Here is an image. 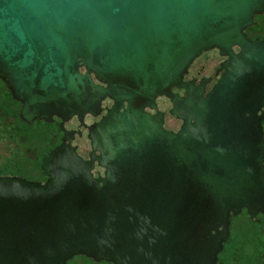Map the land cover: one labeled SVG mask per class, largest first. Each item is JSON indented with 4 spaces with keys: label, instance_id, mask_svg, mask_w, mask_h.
<instances>
[{
    "label": "water",
    "instance_id": "obj_1",
    "mask_svg": "<svg viewBox=\"0 0 264 264\" xmlns=\"http://www.w3.org/2000/svg\"><path fill=\"white\" fill-rule=\"evenodd\" d=\"M263 13L264 0H0V79L21 121L59 118L63 133L43 182L0 176V264H219L231 218L264 216V39L246 35ZM210 49L225 59L206 92L183 77Z\"/></svg>",
    "mask_w": 264,
    "mask_h": 264
},
{
    "label": "rangeland",
    "instance_id": "obj_2",
    "mask_svg": "<svg viewBox=\"0 0 264 264\" xmlns=\"http://www.w3.org/2000/svg\"><path fill=\"white\" fill-rule=\"evenodd\" d=\"M255 21L257 24L249 30V34L264 38V13ZM159 107L167 111L171 105L169 101L160 99ZM19 108L20 105L0 83V176L19 175L28 180L41 181L45 176L40 163L55 143L51 137L52 129L39 123L26 128L18 122ZM171 122L172 118L168 115V126ZM262 125L264 130V121ZM248 218L246 213L231 218L229 238L218 255L221 264H264V216L260 217L262 225ZM100 263L76 256L66 264Z\"/></svg>",
    "mask_w": 264,
    "mask_h": 264
},
{
    "label": "flooded vegetation",
    "instance_id": "obj_3",
    "mask_svg": "<svg viewBox=\"0 0 264 264\" xmlns=\"http://www.w3.org/2000/svg\"><path fill=\"white\" fill-rule=\"evenodd\" d=\"M256 17L257 16H255L254 21H255ZM256 24H257V22L255 21V25L252 26V27H255ZM249 28H251V27H249ZM249 28L246 29V35H247L248 38H250V39H255V38L264 39L262 37H253V36H251L249 34ZM235 51H236V49H235ZM224 59L225 58L221 57L216 49H210L208 51H203L190 64L186 74H184L183 80L186 81V82L194 81V84L198 85L201 80L205 79L206 80L205 91L206 92L209 91L210 88L213 86V84L217 81L219 75L222 72V70L220 68V64L222 63V61ZM82 71H83V69H82ZM91 76H92V79H93L94 83L99 84V85H104L102 82H100L97 79H95L93 74ZM0 83L6 89V86H5L4 82L1 79H0ZM173 91L176 92V93H179L180 95H184V91L182 89H173ZM7 92H9V91L7 90ZM160 99H165L166 101H169V100L167 98H165V97H159V98L156 99L157 108H158L159 111H161L163 113V126H164L165 129H167L169 131L176 132L180 128L181 121L176 119L174 116H171L168 113L170 108L167 111L160 109V107H159V100ZM16 103H18V102H16ZM112 104H113V102L106 98L101 104L102 111H101L100 116L105 114L106 113V109L110 108L112 106ZM125 105H126V103H125ZM145 111L146 112H150V113H154L153 111H150L147 108L145 109ZM168 115H170V117L172 118V122H171L170 126H168V124H167L168 123ZM100 116L92 117L91 115L87 114V115H85L84 122H85L86 125H90V124H92L94 122H97L99 120ZM18 119H19V117H18ZM19 121H21V120L19 119ZM60 122H61V120L59 118H55L54 121L51 122V123H45L43 121H34V123L31 126L27 125L23 121H21L20 123L21 124L23 123V124H25L28 127H33L36 123H39V124H43L45 127L51 128L52 129L51 137L54 138V140H55V143L52 146V148H53V147H55V146H57V145H59L61 143V138L63 136V133H62L60 127H59ZM176 123L178 125H176ZM63 126H64V128L66 130L72 131L71 145L76 148V152L78 153V155L80 157H82L83 159H88L89 158V154L91 152V147H90V143H89V141L87 139V130H86V128L83 127V126H80L76 116H73L70 120L65 122ZM93 172L96 175L97 174H101L103 172V169L99 168L95 164ZM15 176H17V175H15ZM20 177H22V176H20ZM45 179H46V177L43 180H41V181L43 182ZM242 213H246V212L243 210L241 212V214ZM261 216L262 215H258L254 219V220H257V224L258 225L259 224L260 225L263 224V222L260 221V217ZM218 262H219V264H221L219 259H218Z\"/></svg>",
    "mask_w": 264,
    "mask_h": 264
},
{
    "label": "trees",
    "instance_id": "obj_4",
    "mask_svg": "<svg viewBox=\"0 0 264 264\" xmlns=\"http://www.w3.org/2000/svg\"><path fill=\"white\" fill-rule=\"evenodd\" d=\"M253 28H255V27H251V28H249V30L250 29H253ZM18 122H21V121H19V119H18ZM263 123V122H262ZM21 124V123H20ZM23 124V123H22ZM26 128H31V127H28V126H26L25 124H23ZM50 151V150H49ZM250 223H252V222H250ZM260 233V232H259ZM258 235H262V233L261 234H258ZM104 262H101L100 264H103Z\"/></svg>",
    "mask_w": 264,
    "mask_h": 264
}]
</instances>
